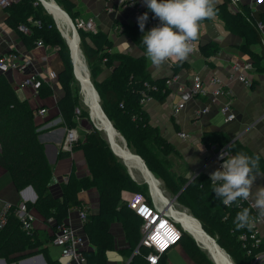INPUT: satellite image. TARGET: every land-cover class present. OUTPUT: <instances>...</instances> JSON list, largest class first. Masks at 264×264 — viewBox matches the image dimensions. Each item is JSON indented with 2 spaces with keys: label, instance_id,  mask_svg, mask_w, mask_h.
Listing matches in <instances>:
<instances>
[{
  "label": "trees",
  "instance_id": "trees-1",
  "mask_svg": "<svg viewBox=\"0 0 264 264\" xmlns=\"http://www.w3.org/2000/svg\"><path fill=\"white\" fill-rule=\"evenodd\" d=\"M55 1L72 20L77 17L72 1ZM4 9L8 13L7 23L27 49L35 47L38 41L55 46L62 63L56 80L64 91L57 100V107L66 127L77 126L80 119L88 118V113L84 104L80 112L78 96L82 99V95L80 88L78 94L72 88V81L76 78L72 72L69 49L51 14L39 0L12 1ZM215 11L232 33L243 38L239 48L249 57L252 66L264 71V53L261 48L259 51L253 50L254 45H261V31L257 23L264 20V11L252 9L242 2L237 9L232 10L228 0L216 4ZM145 12L149 15L148 22L154 19L147 6L141 9L138 16ZM20 25L27 30L20 29ZM76 29L78 45L91 82L98 93L101 108L115 130L124 138L126 147L140 156L148 170L167 191L177 194L176 199L199 221L196 222L229 255L234 264H251L253 254L246 253L238 237L240 233L250 230L244 228L237 231L233 221L243 208L251 209V217L258 215L257 210L243 199L232 206H224L222 200L216 197L210 178L204 174L196 175L187 183L185 171L177 172L170 157L177 153L175 148L160 134L156 126L149 123L148 114L140 102L143 91L159 101L163 100L169 91L165 84L168 77L151 78L145 63V46L141 41L144 33L139 29L138 20L123 29L142 50L139 56L111 52L112 42L108 34L97 27L94 32L81 27ZM199 49L208 59L218 51L219 46L216 41H209L200 44ZM104 67L111 68V72L105 78L98 79V74ZM189 68L187 60L172 64L174 75ZM145 83L150 84V87L147 88ZM44 86L43 82L37 92L45 89ZM75 108L79 109L78 116ZM88 123V130L82 132L72 148H82L90 174L77 175L70 172L66 181L60 183L59 193H54L51 188L55 182L54 165L47 158L44 145L38 139L39 124L35 121L34 110L27 100L18 97L16 88L0 72V165L9 171L18 190L28 185L32 187L37 196L36 206L43 208L50 218V231L41 234L39 229L33 227L27 233L11 213L6 225L0 230V258L12 262L32 253H41L47 264H61L50 255L47 243L51 242L57 226L66 222L69 209L82 207L79 192L94 186L98 193L97 210L84 208L82 231L93 247L82 250L84 263L108 264L107 251L113 250L116 245L111 224L119 222L127 240V245L120 250L129 258L126 264H150L145 258L150 248L139 245L141 220L121 198L123 190L138 191L150 203L148 184L145 181L137 182L130 176L123 160L112 151L103 131L92 125L89 119ZM203 141L208 147L212 144L219 148L225 147L226 159L237 152H244L253 158L260 156L248 152L236 141L230 142L220 131L206 134ZM63 153L66 152H58L59 155ZM260 169H264L261 156ZM26 204L29 209V203ZM177 227L181 231L179 242L186 253L197 264H214L194 237L180 225L177 224ZM135 248H138L137 252H134ZM261 249H264L263 246L252 249V252ZM164 254L155 264H161Z\"/></svg>",
  "mask_w": 264,
  "mask_h": 264
},
{
  "label": "crops",
  "instance_id": "crops-1",
  "mask_svg": "<svg viewBox=\"0 0 264 264\" xmlns=\"http://www.w3.org/2000/svg\"><path fill=\"white\" fill-rule=\"evenodd\" d=\"M70 1L75 5L74 9L78 18H91L100 31L108 34L112 42L111 52L127 53L133 56L142 54L140 47L123 29L125 26L133 24L139 15V11L134 6L119 4L117 0ZM140 1L146 6L143 0ZM220 2L222 0H218L217 4ZM241 2L248 4L252 9L264 11V0H242ZM230 8L234 10V8ZM7 15V11L0 8V55L16 52L20 55L21 60L30 59L31 63L27 69L38 72L42 78H46L50 70L58 72L62 63L55 46L36 45L31 49H27L15 30L7 23ZM152 27L151 22L146 23L145 32ZM209 41H216L219 49L214 55L206 59L200 51L199 45ZM243 41L242 37L232 33L225 26L223 20L217 14L212 19L202 21L199 39L195 41L196 51L186 59L190 64V68L188 70L182 69L176 73L177 79L169 86V91L163 100L159 101L152 97L142 104L148 114L149 123L156 126L160 134L175 148L177 153L174 156L179 159L181 169H178L177 163L172 160L174 168L177 172L185 171V177L188 179L187 183L198 174H204L210 178V174L220 167L216 154L221 148L214 144L208 147L203 141L206 134L215 131L223 132L230 142L240 143L248 152L257 153L264 160V71L257 70L254 67L246 70L239 69V72H244L250 80L249 85L237 80L236 74L232 79L224 82L227 90L226 96L230 100L231 108L235 114V117L231 120H225L224 114L220 111V104L225 98H214L209 91L194 94L190 90L191 80L195 75H199L206 84L210 76L214 74L228 77L232 63L241 64L250 61L249 57L239 48ZM124 42H127L128 45ZM260 48L261 45L259 44L253 46L255 51H259ZM144 56L147 70L152 79L174 75L171 61H168L159 69H154L145 54ZM110 72L111 68L104 67L98 74V79L105 78ZM3 73L12 86L16 88L18 97L27 100L34 110L35 121L39 124L37 127L38 139L43 143L49 156L54 159L52 163L54 165L55 182L51 187L52 191L59 193L60 183L66 181L70 172L77 175H89L82 148L76 146L68 150L62 146L67 127L62 123L57 100L64 91L56 78L44 81L45 89L36 92L30 86H19L22 74L18 70L8 69ZM180 103L183 106L176 110V106ZM41 107L45 109L44 114L37 113V110ZM203 108L205 110L201 111ZM196 110L200 111L198 115L195 114ZM76 128L80 135L88 130L83 119H80ZM180 132H185L186 136L181 137ZM59 151L66 153L59 155ZM123 162L134 180L147 182L138 166L128 164L126 160H123ZM259 172L264 173V169H260ZM28 186L18 190L11 179L9 171L0 165V206L6 201L24 200L28 202L30 205L29 211L33 217L32 227L39 229L41 234H44L50 231V218L46 216L43 208L36 206V193L31 186V188H28ZM257 187H264V176H257L253 191ZM148 191L150 204L161 207L158 194L154 193L152 186L149 184ZM125 192L127 191L123 190L121 195L126 194ZM162 195L160 194V197ZM176 196L177 194L174 195L175 199ZM79 197L82 199L81 208L92 211L97 210L98 193L96 187L92 186L80 191ZM180 208V210L189 213L184 205L180 204ZM78 209L79 207L69 209L66 222L81 231ZM255 226L258 234L264 238V222L259 220ZM111 231L116 245L113 250L107 251L108 264H126L129 258L120 252L121 248L127 245L122 225L119 222H113ZM49 243L47 245L49 246L50 255L53 258H58L59 249ZM88 248L93 247L88 243L84 249ZM4 264H47V262L41 253H32L12 262L5 261ZM161 264L197 263L186 253L182 244L178 242L165 252Z\"/></svg>",
  "mask_w": 264,
  "mask_h": 264
},
{
  "label": "built area",
  "instance_id": "built-area-1",
  "mask_svg": "<svg viewBox=\"0 0 264 264\" xmlns=\"http://www.w3.org/2000/svg\"><path fill=\"white\" fill-rule=\"evenodd\" d=\"M12 1L18 0H0V8H5ZM117 1L122 5L128 4L134 6L139 11V14L141 12V9L144 7L143 3L140 0ZM241 1L242 0H228V5L234 9H237L238 4ZM74 21L76 27H81L88 31H96V26L91 18L81 19L76 17ZM150 22L152 23L153 27L157 26L160 23V21L157 19H151ZM257 25L259 30L261 31L260 44L261 50L264 53V20L258 21ZM20 29L27 30V28L23 25H20ZM36 45L44 44L41 41H38ZM30 63V59L21 60L18 53L10 52L6 55H0V72H5L8 69L18 70L22 74L19 86H30L36 91L44 81H50L57 77V72L55 70H50L47 73L46 78H42L38 74V72L33 70L30 71L27 69ZM252 67L253 66L251 61H246L241 64L234 62L230 66L228 77H222L218 74H214L210 76L206 84L202 81V78L199 75H195L191 80L190 90L194 94L206 93L209 91L214 98H225L224 101H222L220 104V111L222 112V114H224L225 120H231L235 117V114L231 108L230 100L226 96L227 90L224 86V82L226 80L232 79L234 77V74H236L235 76L237 80L249 85L250 80L246 77L244 72H239V69L246 70ZM176 79V74L166 78V86L169 88V86ZM145 86L149 88L150 84L145 83ZM150 98H152V96L143 91L140 102L143 104L144 102L150 100ZM182 106L183 104L180 103L176 106L175 109L177 110ZM204 110L205 108H203L201 111ZM37 113L44 114L45 109L41 107L37 110ZM199 113V110L195 111L196 115H198ZM75 114L76 116H78V108H75ZM179 135L181 137H185L186 133L180 132ZM79 137L80 134L78 133L76 126L67 127L62 146L65 149L70 150L72 144L76 142ZM222 150H225V147H222L216 154L219 166L223 163V160L219 158ZM226 156L227 153L225 150V159ZM125 193L126 194L121 195L122 200L125 202L126 206L129 207L141 220L139 245L141 244L145 247L150 248V251L145 255V258L150 264H155L158 262L161 255H163L170 247L180 241L181 231L177 227V223L182 228L183 225L170 211V207L167 206V201H163L159 195L158 196L161 201V207H156L148 203L146 196L142 192L127 191ZM11 213L19 220L22 229H24L27 233L32 230L33 217L27 207L26 201L24 200H19L17 202L6 201L2 203V205L0 206V230L6 225L8 217ZM78 218L81 228L83 225V221L85 220L84 208L79 207ZM251 218L254 226L250 229L249 232L244 231L240 233L238 237L242 243V247L246 249V253L248 255L253 254L251 264H264V249H261L255 253L252 252V249L258 248L259 246H263L264 248V238L258 234L255 226L256 222L259 221L258 215ZM50 243L51 245L59 249V255L57 259L61 264H84L82 250L87 246L88 241L82 230L79 231L77 227L73 226L70 223H61L57 226V230L54 233V236ZM137 251L138 248H135L134 252Z\"/></svg>",
  "mask_w": 264,
  "mask_h": 264
},
{
  "label": "clouds",
  "instance_id": "clouds-1",
  "mask_svg": "<svg viewBox=\"0 0 264 264\" xmlns=\"http://www.w3.org/2000/svg\"><path fill=\"white\" fill-rule=\"evenodd\" d=\"M143 2L153 13V18L160 21L157 26L145 32L148 12L137 18L139 29L144 33L141 41L145 46V55L153 68L159 69L168 61L172 64L183 62L196 51L194 42L199 39L201 22L216 15L215 6L218 0ZM124 43L128 45L127 42ZM219 158L223 163L210 174L216 197L226 207L240 199L250 201L258 212V219L264 222V187H257L253 191L257 176H264V173L259 172L260 156L253 158L244 152H237L225 159V150H222ZM233 223L237 231L244 228L250 230L254 226L251 209L246 207L239 211Z\"/></svg>",
  "mask_w": 264,
  "mask_h": 264
},
{
  "label": "bare ground",
  "instance_id": "bare-ground-1",
  "mask_svg": "<svg viewBox=\"0 0 264 264\" xmlns=\"http://www.w3.org/2000/svg\"><path fill=\"white\" fill-rule=\"evenodd\" d=\"M47 10L51 15L54 16L56 23L58 24L60 30L63 35L67 38L69 45L71 47V51L74 58L75 63V73L78 76L79 87L80 83L83 87V95L85 96V100L87 101V105L83 102L85 108L87 109L88 118L93 125V122L90 118L92 116L93 121L98 126L104 127L109 133L110 137L113 136V148L117 154L122 155L128 164H133L138 166L143 172L146 179L149 181L150 186L154 190L155 194H163L157 184L156 179L147 172L144 166L141 163V160L135 156L131 150L127 147H124L122 142L118 140L119 135L114 133L108 124L106 118L103 116L101 110L99 109L97 103L100 105V101L97 102L95 93L91 87V79L88 74V69L85 67V59L82 56V52L78 45V40L76 35L74 34L72 27L70 25L69 19L66 17L65 13L61 10V7H58L57 2L55 0H42ZM89 78V80H88ZM101 107V105H100ZM90 113V115H89ZM115 136L117 138L115 139ZM120 139V138H119ZM122 139V138H121ZM123 140V139H122ZM171 206V205H167ZM170 211L175 215L176 219L181 222L183 228L186 231H189L191 235L194 236V239L198 242L203 250L208 254V256L217 262V264H233V261L228 257V255L216 244V241L211 238L198 224L193 216L186 212L185 210L175 209L170 207ZM199 222V221H198ZM200 225V226H199Z\"/></svg>",
  "mask_w": 264,
  "mask_h": 264
},
{
  "label": "water",
  "instance_id": "water-1",
  "mask_svg": "<svg viewBox=\"0 0 264 264\" xmlns=\"http://www.w3.org/2000/svg\"><path fill=\"white\" fill-rule=\"evenodd\" d=\"M39 1L41 2L42 6L46 9V11L49 13V11L47 10V8H46V6L44 5L43 1H42V0H39ZM57 6L60 7L59 5H57ZM61 10L65 13L66 17L69 19V21H70V25H71V27H72V30H73L74 34L76 35V38H77V40H78V42H79V36H78V33H77V29H76L75 25L73 24L72 19L70 18V16L68 15V13H67L64 9L61 8ZM51 16H52V18L54 19V21H55V23H56V20H55L54 16H53V15H51ZM56 26H57L58 30L60 31L61 35H62V36L65 38V40H66V43H67V46H68V49H69V55H70L71 62H72V72H73L74 77L78 80V76H77L76 73H75V63H74L75 61H74V58H73V54H72V51H71V47H70V45H69V42H68L67 38L63 35V33H62V31L60 30V28H59V26L57 25V23H56ZM85 67H86V65H85ZM88 74H89V73H88ZM88 80H89V78H88ZM91 87H92V89H93V91H94V93H95L96 100H97V102H98V101H99V96H98V93H97V91L95 90V88H94V86H93L92 83H91ZM80 93H81V95H82V100H83V102L87 105V101L85 100V96L82 94V93H83V87H82L81 83H80ZM97 105H98L99 109L101 110L103 116L106 118V120H107L108 124L110 125L111 129L114 131V133L119 134V136H120V137L123 139V141H124V146L126 147V142H125L124 138H123V137L120 135V133L117 132V131L115 130V128L112 126L111 122L109 121V119L107 118V116L105 115V113L103 112V110H102V108L100 107L99 103H97ZM89 115H90V113H89ZM90 118H91V120L93 121L92 116H90ZM94 126H95L97 129H99V130H103V132L105 133L106 139H107V141H108V143H109V145H110L112 151H113L116 155H118L122 160H125V158H124L122 155L117 154L116 151L114 150V148H113V136H112V138H111L110 135H109V133L107 132V130H106L104 127L98 126L97 124H94ZM45 153H46V156L48 157V159L52 162L54 159H52V158L49 156V154H48V152H47L46 149H45ZM135 156H137V157L141 160V163H142V165L144 166V168L147 170L148 173H150V175L153 176V174L148 170V168L146 167L145 163H144L143 160L140 158V156L137 155V154H135ZM153 177H154V176H153ZM155 179H156V181H158V179H157L156 177H155ZM146 181H147L148 184H150L148 180H146ZM158 182H159V181H158ZM28 188H31V187L28 186ZM199 224H200V223H199ZM183 229H184V228H183ZM184 230H185V229H184ZM185 231H186V230H185ZM187 232L191 235V233H190L189 231H187ZM192 236H193V235H192ZM193 237H194V236H193ZM211 238H212V237H211ZM212 239H213V238H212ZM213 240H214V239H213ZM216 244H217V243H216ZM217 245H218V244H217ZM218 246H219V245H218ZM220 248H221V247H220ZM221 249H222V248H221ZM222 250H223V249H222ZM223 251H224V250H223ZM224 252H225V251H224ZM225 253H226V252H225ZM226 254H227V253H226ZM227 255H228V254H227ZM39 257L41 258V256H39ZM228 257H229V255H228ZM213 262H214V264H217L216 261L213 260ZM0 263H2V264L5 263V261H4L3 258H0ZM233 264H234V263H233Z\"/></svg>",
  "mask_w": 264,
  "mask_h": 264
},
{
  "label": "rangeland",
  "instance_id": "rangeland-1",
  "mask_svg": "<svg viewBox=\"0 0 264 264\" xmlns=\"http://www.w3.org/2000/svg\"><path fill=\"white\" fill-rule=\"evenodd\" d=\"M46 10V9H45ZM73 21V24L75 25V21L74 20H72ZM56 24V23H55ZM58 25V24H57ZM75 27H76V25H75ZM82 56H83V54H82ZM87 68V67H86ZM72 88H73V90H74V92H75V94L77 93L78 94V90H79V82L77 81V79H73V81H72ZM37 92V91H36ZM78 99H79V106H80V109L83 107V103H82V99H81V97L80 96H78ZM84 108V107H83ZM80 112H82V109H81V111ZM88 119L89 118H87V119H85V118H83V122H84V124H85V127H87V128H89L88 127V125H89V123H88ZM90 121V120H89ZM93 122V125L95 124V122L94 121H92ZM92 124V123H91ZM103 131V130H102ZM104 133V132H103ZM105 134V133H104ZM119 135V134H118ZM117 138V136H115V139ZM120 138V137H119ZM118 138V140H120L121 142H122V144H123V146H124V141L120 138L119 139ZM125 147V146H124ZM170 157H171V159H173L176 163H177V165H178V169H181V166H180V163H179V159L176 157V156H174L173 154L172 155H170ZM155 178V177H154ZM147 183V182H146ZM157 184L159 185V188H160V190H161V192L163 193V195L161 196V198H162V200L163 201H167V205H171L172 204V207L173 208H175V209H181L180 208V202L177 200V199H175L174 198V195L173 194H171V192L170 191H167L164 187H163V184L160 182V183H158V181H157ZM150 185V184H149ZM166 190V191H165ZM163 191H165V192H163ZM166 193V194H165ZM169 195H168V194ZM167 195V196H166ZM172 202V203H171ZM195 220V219H194ZM196 221V220H195ZM178 224V223H177ZM179 225V224H178ZM181 227V226H180ZM182 228V227H181ZM196 241V240H195ZM197 243V242H196ZM49 244H51V243H49ZM177 244V243H176ZM175 244V245H176ZM174 246V245H173ZM172 246V247H173ZM171 248V247H170ZM0 264H2V263H0Z\"/></svg>",
  "mask_w": 264,
  "mask_h": 264
}]
</instances>
